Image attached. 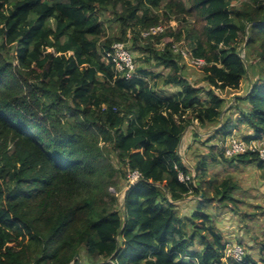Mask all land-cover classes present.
Instances as JSON below:
<instances>
[{"label":"trees","instance_id":"trees-1","mask_svg":"<svg viewBox=\"0 0 264 264\" xmlns=\"http://www.w3.org/2000/svg\"><path fill=\"white\" fill-rule=\"evenodd\" d=\"M115 42L135 56L130 78L105 56ZM179 42L205 60L192 64L202 86ZM243 127L264 139V0H0V264H264V240L259 259L228 255L206 210L242 209L239 183L210 177L211 162L264 168L255 152L225 156ZM187 128L221 140L194 166Z\"/></svg>","mask_w":264,"mask_h":264},{"label":"rangeland","instance_id":"rangeland-1","mask_svg":"<svg viewBox=\"0 0 264 264\" xmlns=\"http://www.w3.org/2000/svg\"><path fill=\"white\" fill-rule=\"evenodd\" d=\"M105 16L110 17L109 14ZM107 32L110 35L118 34V26L114 22H110L105 17L103 18ZM166 30L168 26H172L174 29L177 27L178 22L173 20L169 25L164 24ZM165 30V31H166ZM181 43V44H180ZM178 45L181 49L187 52V46L183 42H179ZM189 54V53H188ZM184 61L186 62V73L188 79L195 83L199 82L198 86H202L201 74L197 67L192 64V59L187 54L184 56ZM248 77L245 84L254 82L257 79V70L252 67L251 62ZM160 84L156 88L160 90ZM176 91L174 87L165 88L166 93H171ZM232 93L228 94L229 102L232 103ZM235 94V93H234ZM203 97L205 95L203 94ZM209 131L204 129L200 132V138H191L187 135V145L180 149V153L189 165L194 166L197 163L198 155H204L210 151V146L213 143H220V138H215L213 141H208ZM248 129L246 127L242 128V131H234L230 136H237L238 138L245 139L248 135ZM185 132L183 137H185ZM185 139V138H184ZM191 141V142H190ZM187 147V148H186ZM201 158V156H199ZM193 168V167H192ZM210 177L225 178L226 176H232L240 185V188L234 191L239 201V205L242 208L237 211L231 210V207L220 206L217 202L211 203L206 207L207 212L212 214L214 217L215 225L223 232L225 239L228 240L227 253L233 248L239 245L240 242L245 244L243 246L244 250L249 254H252L255 258L259 259L262 254L259 251L260 242L264 240V168L260 167L259 163L254 164H239L237 166L230 167L229 165L222 164L221 162H211L208 168ZM123 195V194H122ZM122 195L120 200L122 201ZM201 200L200 196H190L178 204L179 213L182 216H187L192 214L197 206V201ZM255 213V215H253ZM201 245H197L196 249H200ZM264 255V254H263Z\"/></svg>","mask_w":264,"mask_h":264},{"label":"built area","instance_id":"built-area-1","mask_svg":"<svg viewBox=\"0 0 264 264\" xmlns=\"http://www.w3.org/2000/svg\"><path fill=\"white\" fill-rule=\"evenodd\" d=\"M166 27L163 25L152 26L149 30L143 32L144 36H149L151 34H157L165 32ZM176 51H181L182 55H188L184 49H181L178 45H174ZM105 56L108 60H111L118 72H121L126 78L132 77L135 72L136 62L135 56L128 49L127 45L123 42H115L110 50L106 51ZM190 57V56H189ZM192 63L196 66H202L205 64V60L202 58H191ZM225 156L231 157L237 154L246 153V152H255L258 153L261 160L264 161V139L263 140H251L246 141L245 139L238 138L233 135L226 139L223 148ZM140 177V173L133 171L129 174L130 183H135ZM179 177L182 181L189 179V175L183 174L180 172ZM244 248L241 245H237L230 252L234 258L238 261H243L244 257Z\"/></svg>","mask_w":264,"mask_h":264},{"label":"crops","instance_id":"crops-1","mask_svg":"<svg viewBox=\"0 0 264 264\" xmlns=\"http://www.w3.org/2000/svg\"><path fill=\"white\" fill-rule=\"evenodd\" d=\"M185 134H186V135H185V137H183V139L185 138V139H184V143L186 142L185 144L187 145V142H188L187 140H189V139H187V135H190V137H191V134H192V133H191V129L187 130V131L185 132ZM192 139H193V137H192ZM190 142H191V141H190ZM188 144H189V142H188ZM186 148H187V147H186Z\"/></svg>","mask_w":264,"mask_h":264},{"label":"water","instance_id":"water-1","mask_svg":"<svg viewBox=\"0 0 264 264\" xmlns=\"http://www.w3.org/2000/svg\"><path fill=\"white\" fill-rule=\"evenodd\" d=\"M226 110V109H225ZM188 130V128L185 130V132ZM131 185H132V183H131ZM123 198H124V196H123Z\"/></svg>","mask_w":264,"mask_h":264}]
</instances>
